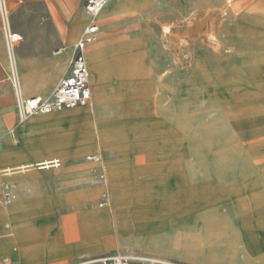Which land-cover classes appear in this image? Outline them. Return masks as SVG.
Instances as JSON below:
<instances>
[{
	"label": "rangeland",
	"instance_id": "374dc122",
	"mask_svg": "<svg viewBox=\"0 0 264 264\" xmlns=\"http://www.w3.org/2000/svg\"><path fill=\"white\" fill-rule=\"evenodd\" d=\"M78 1L82 10H75L73 16L81 18L86 0ZM65 2L6 0L14 49L0 10V148L9 143H2L8 131L18 128L20 138L35 146L31 150L37 153L56 156L80 151L73 162L47 171H38L33 165L20 168L26 172L17 175L16 186L22 190L18 198L29 205L28 215L44 214V204L58 199L63 201L62 208L79 207L78 194L100 184L96 178L105 170L97 137L102 148L111 149V157L118 158L106 165V181L111 187L108 195L117 212L106 223L109 228L115 219L126 227L143 215L140 204L132 207L124 191L137 180L126 178L121 165L133 171L150 168L152 178L163 176L157 172H175L192 186L205 182L227 185L250 177L264 182V0L112 3L99 15V21L102 23V15L116 5L114 32L112 36L102 32L101 40H129L133 47L105 57L107 64L89 65L91 115L87 118L86 109L81 107L47 118L38 115L19 127L14 67L21 74L39 73L49 62L65 58V65L56 69L57 76L48 86L46 95H50L69 59L52 51L62 44L72 45L85 25L83 20L76 34H68L73 19L67 16ZM18 33L24 40L17 41ZM90 135L92 139L82 142ZM95 152L99 160L92 164L88 158ZM88 166L90 180L75 182ZM14 171L0 172V179ZM105 192L90 205L105 210L109 204L108 198L102 205ZM142 193L144 199L158 196L162 206L171 204L170 196H163L158 184ZM2 195L0 187V201ZM251 203L256 215H261L257 212L262 204L252 199ZM83 206L85 210L79 207L76 214L84 216L90 210L86 209L89 203ZM67 213L61 216L67 217ZM52 214L47 213L49 220ZM198 219L191 209L176 217L178 222L192 225ZM211 219L216 223L219 213L212 212ZM63 223L66 227L71 224L67 220ZM93 258L83 257L85 261Z\"/></svg>",
	"mask_w": 264,
	"mask_h": 264
},
{
	"label": "crops",
	"instance_id": "0c3cea01",
	"mask_svg": "<svg viewBox=\"0 0 264 264\" xmlns=\"http://www.w3.org/2000/svg\"><path fill=\"white\" fill-rule=\"evenodd\" d=\"M65 1L66 11L69 14L67 16L73 19L68 34H76L83 20L85 21V25L72 45L67 46L62 44L52 51L55 56H69L67 68L58 80L67 73L74 51V45L84 29L89 25V17L85 9L83 11L84 17L78 18L73 16L75 10H82L80 9V2L78 0ZM119 1L112 0L105 8ZM116 11V5L107 10L102 15V23L98 17V39L96 42L90 44V46L88 45L85 50L88 67L89 65H95L97 63L107 64L104 62L105 57L109 55L113 56L120 51L133 47L132 42L129 40H101L102 32L108 33L111 36L113 35L115 26L112 18ZM60 34L63 36L62 32ZM18 35L19 38L17 41L24 40L22 34L18 33ZM65 63V58L51 61L48 63V67L50 68L47 69L48 67L45 66L39 73L23 70L27 76L26 80H24L23 94L26 96H48L46 95L47 89L57 76L56 69H61ZM107 66L105 65L104 67L107 68ZM22 68L24 69L23 64ZM90 87L92 98L91 81ZM112 93L108 92V95ZM10 99V96H8L7 101ZM82 107L86 109V116L88 118L91 115L90 106ZM78 108L81 107L74 109ZM74 109L65 111L69 112ZM15 113L17 118L16 105ZM54 113L61 112L39 115L47 118L50 114L52 115ZM36 116L38 115L33 117ZM89 138L92 139L93 136L86 137L82 142ZM6 140L9 142L7 147L0 148V150L6 153V162L15 168V171L8 175L7 178L0 179L2 183L0 187L3 190V183L5 181L11 183L14 189L17 187V191L14 190L15 199L12 200V222L8 221L16 232L14 244H12L9 251L0 254V259L8 256L18 264H76L85 261L83 259L85 256L93 255L95 258H98L114 253L132 252L142 256L155 257L163 261H172L181 264H264V182H258L256 178H243L227 185H215L210 182H205L201 185L192 186L186 179L179 177L175 172L168 174L157 172L155 174L163 176L152 178L149 175L153 173L149 171L151 170L150 168L144 167L133 171L131 168L121 165L124 171L123 175L126 178L135 177V180H137L134 187L127 186L124 188V191L125 194L129 195V202L132 207L140 204L141 213L143 214L142 219L134 220L126 227H122L116 223L115 219V221H111L113 224L110 225V228L103 230L102 222L106 219V215L111 220V217L113 218L112 213L108 214L107 211L100 212V206L90 204L94 203L99 194L104 190L107 192L110 191L111 187L107 185L106 181L108 173L106 165L114 162V160H118L117 157H111V149H103L97 137L96 140L102 151L103 163L101 165L105 170V183L101 184L102 182L97 176L96 179H98V183L100 184L95 187H87L83 192L78 194L81 203L77 206L81 208L80 210H85L83 203H89L86 209L90 210L84 216H82L83 213L81 216L76 214L79 210V207H76V205L62 208L63 201L61 199L56 200L55 203L44 204V214L36 213L30 216L26 212L29 209V205L26 204L25 199L22 197L18 198V196H21L22 190L16 186L18 180L17 175L26 172L21 171L19 167L22 165H33L32 168H36L38 171H47L60 167L62 164L73 162L77 155L80 154V151H68L66 154L56 156L37 153L31 150L35 149V146H30L24 139L20 138L18 128L10 129L5 139L2 140V143L6 142ZM98 154L95 152L91 155ZM89 162L96 164L97 161L91 160ZM118 163L121 164L123 162L119 161ZM90 169V166L84 168L87 172L76 178L75 182H81L83 179L90 180ZM170 176H174L173 181L170 179ZM154 184H158L163 196H170L171 204L162 206L163 203L159 200L158 196H154L151 199H144L141 196L143 194L142 192H147ZM251 199L262 204V209L257 212L261 215H256L255 206L251 203ZM189 209L197 213L199 219L193 225L188 222H178L176 217L187 214ZM214 211H217V214L219 213L220 218L216 223H213L211 219L212 212ZM64 212H68L67 214L69 215L62 217L61 215ZM165 212H172L174 214L165 217ZM47 213H54L52 214L51 220H49ZM64 220L77 221L83 227H93L94 232L99 233L95 237V240L100 245L98 247L77 251L72 250L74 241L77 240L80 245L84 246L90 242V239L88 236H81L79 231L75 232L74 230L72 240L68 241L69 238L67 239L61 227V222ZM99 226L102 229H97ZM194 227L195 229H193ZM9 230L7 229L6 231ZM10 237L12 238L13 235ZM120 249L123 250L118 251ZM97 254L102 255L96 256ZM133 264L139 263L134 262Z\"/></svg>",
	"mask_w": 264,
	"mask_h": 264
},
{
	"label": "built area",
	"instance_id": "2783aa9c",
	"mask_svg": "<svg viewBox=\"0 0 264 264\" xmlns=\"http://www.w3.org/2000/svg\"><path fill=\"white\" fill-rule=\"evenodd\" d=\"M112 0H86L85 11L89 17V25L84 29L81 36L74 45V51L70 60L69 69L53 87L47 99H41L37 96H26L22 93L18 72L13 74L15 96H16V112L18 126L27 122L30 118L41 113L62 112L69 109L85 106L91 99L90 87V71L85 55V50L88 45L94 43L98 39L99 26L98 17L102 10ZM0 10L3 21L8 27L9 44L14 49L15 39L11 37L8 10L6 0H0ZM92 161H98V155H92L88 158ZM99 180L105 183V173L99 175ZM14 187L11 183L5 181L2 190V203L6 204L15 199ZM108 192L103 194L102 205L108 202ZM181 264L172 261L154 260L152 257L142 256L132 252L114 253L106 256H101L90 261H83L76 264ZM0 264H18L11 257H3L0 259Z\"/></svg>",
	"mask_w": 264,
	"mask_h": 264
},
{
	"label": "bare ground",
	"instance_id": "6f19581e",
	"mask_svg": "<svg viewBox=\"0 0 264 264\" xmlns=\"http://www.w3.org/2000/svg\"><path fill=\"white\" fill-rule=\"evenodd\" d=\"M90 46V45H89ZM90 70V69H89ZM14 72H16L15 70V67H14ZM18 75H19V80H20V87H21V90H22V93L24 92V80H26V73H23L22 74L20 72H18ZM90 81H91V73H90ZM16 82V85H18V82L17 80L14 81V84ZM49 96V95H48ZM48 96H37L41 99H47ZM91 101H89V103L85 106H88L92 103V98L90 99ZM87 112V111H86ZM52 113V112H51ZM43 114H48V113H41V115ZM39 115V114H38ZM51 115V114H50ZM49 115V116H50ZM46 116V115H45ZM7 152V151H6ZM9 153V152H8ZM10 154V153H9ZM10 156V155H9ZM8 158V157H7ZM25 167V165H22L20 168H23ZM24 169V168H23ZM15 170V168H13L11 165L7 164L6 162V153L1 150L0 151V172L2 171H13ZM12 174V173H11ZM1 176V175H0ZM1 183V182H0ZM2 184V183H1ZM15 185V184H14ZM20 205V204H18ZM15 209V208H14ZM24 209V208H23ZM13 210V207H12V201L9 202V203H6V204H3L2 201H0V254L2 253H5L7 251L10 250V247L12 246V244H14V237H15V232L14 231V228H12L11 226V223H9L8 221H12L11 220V212ZM16 210V209H15ZM21 211V210H20ZM101 211H107L108 214L112 213V216L113 218L115 217L116 215V211L114 209V207L112 206L111 204V200L109 198V204H108V207L105 209V210H101ZM100 211V212H101ZM81 215V214H80ZM88 216V215H87ZM72 217V216H71ZM74 217V216H73ZM69 218V217H68ZM111 217V219H113ZM14 219V218H13ZM86 219V218H85ZM51 220V219H50ZM83 220V219H82ZM109 217H107L106 215V219L102 222V225H103V230H107L109 227L106 226V223L109 221ZM81 221V220H80ZM8 222V223H7ZM71 223L70 225H68V227H66L65 223L61 224V227H62V230L65 232V235L68 239V241L72 240L73 236V231L75 230L76 231H79L80 232V235L81 236H88L89 239H90V242L88 244H85L84 246L80 245L78 243V241H74V245H72V250L74 251H77V250H82V249H88V248H92V247H98L100 244L98 241L95 240V237H97V235L99 233H95L94 232V229L93 227H83L81 226L80 224H77V221H68V223ZM5 223H7L5 225ZM81 223V222H80ZM74 224H77V225H74ZM5 225V226H4ZM88 225V224H87ZM96 226V225H95ZM6 229H5V228ZM101 226L97 227L100 228ZM27 228V227H25ZM34 228V227H33ZM100 228V229H102ZM7 229H10L9 231H6ZM21 229V228H20ZM24 229V228H23ZM29 229V228H28ZM35 230V229H34ZM33 231V230H32ZM46 231V230H45ZM19 232V231H18ZM99 232V231H98ZM55 233V232H54ZM9 234V235H7ZM31 234V233H30ZM44 234V232H43ZM62 234V233H60ZM13 235V237L11 238L10 236ZM38 235V234H37ZM23 236V235H22ZM29 236V235H28ZM50 237V236H49ZM78 237V236H76ZM75 237V238H76ZM24 238V237H23ZM28 238V237H27ZM48 238V237H47ZM65 238V237H64ZM83 238V237H82ZM65 240V239H64ZM80 240V239H79ZM102 241V240H101ZM77 242V243H76ZM154 260H160V259H157V258H153ZM24 264V263H23Z\"/></svg>",
	"mask_w": 264,
	"mask_h": 264
}]
</instances>
